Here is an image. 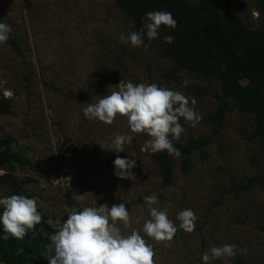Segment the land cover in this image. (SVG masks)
<instances>
[{"label": "rangeland", "instance_id": "1", "mask_svg": "<svg viewBox=\"0 0 264 264\" xmlns=\"http://www.w3.org/2000/svg\"><path fill=\"white\" fill-rule=\"evenodd\" d=\"M235 4L252 27L260 26L257 0H236ZM0 22L11 26L9 38H15L21 49L16 52L8 41L0 45L1 92L13 105L11 113L0 118L3 134L15 139L16 149L41 170L47 171L51 162L63 165L62 150H68L73 169L67 190L45 187L43 181L29 186L40 210L49 212L61 225L68 213L91 206L93 201L109 207L124 202L130 224L118 222L117 226L122 234L140 232L153 247L155 264H202V253L224 244L236 246L235 257L230 261L214 259L210 264H264V188L255 184L246 193L220 199L221 190L264 173L259 147L250 141L247 117L227 114L216 141L205 150L206 160L200 152L195 153V167L189 175H183L175 156L174 185L165 188L154 160L159 152L142 150L150 139L147 134H134L125 152L116 153L106 147L118 134L133 135L127 119L117 116L106 125L83 114L87 103L111 94L121 80L155 83L184 93L189 101L197 98L190 106L201 121L192 127L181 118L184 132L172 143L210 137L215 127L205 117L217 107L211 95L217 91L215 82L181 73L184 88L164 82L159 73L173 66L160 59L154 45L161 37L138 48L121 43L120 34L132 32V25L115 0H0ZM117 156L136 159L128 178L114 174ZM18 175L38 179L30 171ZM6 193L2 189L0 197ZM152 194L159 201L154 206L167 208L169 219L177 226V213L193 210L195 230L189 233L178 227L171 241L157 242L146 236L142 229L150 218L149 208L144 199L138 201Z\"/></svg>", "mask_w": 264, "mask_h": 264}, {"label": "trees", "instance_id": "2", "mask_svg": "<svg viewBox=\"0 0 264 264\" xmlns=\"http://www.w3.org/2000/svg\"><path fill=\"white\" fill-rule=\"evenodd\" d=\"M235 1L198 0L197 3H191L189 0H115L119 12L129 18L132 31H139L143 27L145 14L151 11L171 12L177 20L175 30L162 26L159 33L161 38L153 39L154 45L158 46L160 59L173 66L159 73L164 82L184 88L186 82L181 74H187L217 85V91L211 94L217 101V107L205 117L215 127L213 134L203 138L191 137L185 143H173L180 152V169L185 176L194 170L196 152H200L202 159L206 160V148L216 141V136L225 124L226 115L232 112L249 119L250 141L258 145L264 159V0H257L260 22L257 28L244 19ZM168 35L174 37L171 44L165 42L164 38ZM153 40L145 37L144 44ZM8 43L16 52L21 53L15 38H9ZM133 58L137 61L136 55ZM194 100L196 103L197 98ZM12 108V101L2 94L0 83V118L8 116ZM57 125L61 126L59 123ZM53 127L57 132L56 124ZM3 130L0 122V191H7L4 197L21 194L35 198L29 186L40 181L44 182L45 187H52L48 170L37 168L24 152L16 149L15 139L5 136ZM68 153V150L60 151L61 161L73 173ZM154 160L162 186H173L176 157L162 151L154 156ZM27 171L36 174L38 179L18 175ZM255 184L264 188V173L252 177L245 184L221 190L220 199L246 193ZM142 201L141 197L138 202ZM38 211L42 216L41 222L28 230L22 240L0 239L2 264H48L45 250L50 243V236L58 230L59 224L49 212L39 208ZM2 235L3 229L0 227V236Z\"/></svg>", "mask_w": 264, "mask_h": 264}, {"label": "clouds", "instance_id": "3", "mask_svg": "<svg viewBox=\"0 0 264 264\" xmlns=\"http://www.w3.org/2000/svg\"><path fill=\"white\" fill-rule=\"evenodd\" d=\"M169 30L177 28V20L171 12L151 11L145 14L143 27L139 31L121 33L119 40L133 48L141 47L145 37L157 39L161 27ZM12 28L0 22V45L9 40ZM165 42L171 44L174 37L166 36ZM115 91L102 96L96 103H87L83 109L86 119L111 125L117 116L127 119L128 127L133 135H116L108 150L116 153L125 152V145L130 144L134 134L144 133L150 139L143 146L144 151L153 154L166 151L169 155L179 156V150L172 140H179L184 132L180 119L191 122L192 127L201 121L194 107L184 93L160 87L155 83L144 84L124 81L114 86ZM195 104L194 98L191 105ZM105 148V147H104ZM114 174L119 178H128L136 166V159L117 156L114 161ZM149 208L150 218L144 222L143 233L155 241H171L178 227L186 232H193L197 216L191 209H183L177 213V226L169 219L168 209L160 208L155 194L143 197ZM34 198L21 194L0 197V227L3 235L0 239L15 238L22 240L27 231L41 222ZM120 222L130 224V213L126 204L121 202L111 207L106 204L85 206L82 210L68 213L66 220L58 226V230L50 236V243L45 250L48 264H155L154 250L140 232L133 230L122 234L117 226ZM236 255V246L224 244L213 246L202 253V264H210L211 260L223 258L230 261Z\"/></svg>", "mask_w": 264, "mask_h": 264}, {"label": "built area", "instance_id": "4", "mask_svg": "<svg viewBox=\"0 0 264 264\" xmlns=\"http://www.w3.org/2000/svg\"><path fill=\"white\" fill-rule=\"evenodd\" d=\"M48 167V175L53 188L61 187L67 190L71 187L72 171L70 167L64 163H50Z\"/></svg>", "mask_w": 264, "mask_h": 264}]
</instances>
